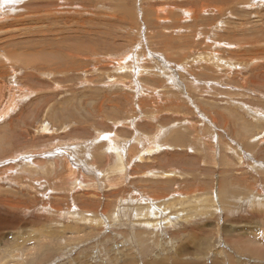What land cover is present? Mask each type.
Instances as JSON below:
<instances>
[{
	"label": "rangeland",
	"instance_id": "374dc122",
	"mask_svg": "<svg viewBox=\"0 0 264 264\" xmlns=\"http://www.w3.org/2000/svg\"><path fill=\"white\" fill-rule=\"evenodd\" d=\"M127 261L264 264V0H0V264Z\"/></svg>",
	"mask_w": 264,
	"mask_h": 264
},
{
	"label": "bare ground",
	"instance_id": "6f19581e",
	"mask_svg": "<svg viewBox=\"0 0 264 264\" xmlns=\"http://www.w3.org/2000/svg\"><path fill=\"white\" fill-rule=\"evenodd\" d=\"M4 4H6V3H4ZM121 159H122V157H121ZM118 169V168H117ZM121 169V168H120ZM175 196V195H174ZM209 200V199H208ZM181 257V256H180ZM168 259V258H167ZM131 260V259H130ZM184 261V260H183ZM153 262V261H152ZM152 262H149V264H152ZM164 263V262H163ZM175 263V262H174ZM177 263H178V261H177ZM126 264H134V262L133 261H127V263ZM153 264H155V262L153 263ZM158 264V263H157ZM176 264V263H175ZM181 264H184V262H181Z\"/></svg>",
	"mask_w": 264,
	"mask_h": 264
}]
</instances>
